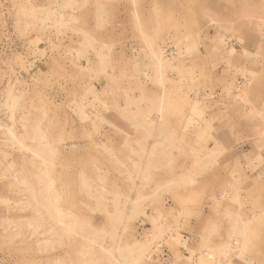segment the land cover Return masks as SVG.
Segmentation results:
<instances>
[{
    "label": "rangeland",
    "instance_id": "374dc122",
    "mask_svg": "<svg viewBox=\"0 0 264 264\" xmlns=\"http://www.w3.org/2000/svg\"><path fill=\"white\" fill-rule=\"evenodd\" d=\"M0 264H264V0H0Z\"/></svg>",
    "mask_w": 264,
    "mask_h": 264
},
{
    "label": "built area",
    "instance_id": "2783aa9c",
    "mask_svg": "<svg viewBox=\"0 0 264 264\" xmlns=\"http://www.w3.org/2000/svg\"><path fill=\"white\" fill-rule=\"evenodd\" d=\"M164 256H166V255H164Z\"/></svg>",
    "mask_w": 264,
    "mask_h": 264
},
{
    "label": "crops",
    "instance_id": "0c3cea01",
    "mask_svg": "<svg viewBox=\"0 0 264 264\" xmlns=\"http://www.w3.org/2000/svg\"><path fill=\"white\" fill-rule=\"evenodd\" d=\"M197 224V223H196ZM172 259V258H171Z\"/></svg>",
    "mask_w": 264,
    "mask_h": 264
}]
</instances>
